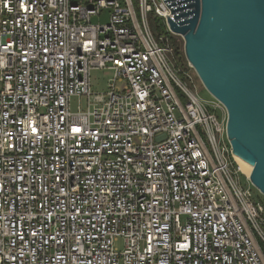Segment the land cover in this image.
I'll list each match as a JSON object with an SVG mask.
<instances>
[{"label":"built area","instance_id":"1","mask_svg":"<svg viewBox=\"0 0 264 264\" xmlns=\"http://www.w3.org/2000/svg\"><path fill=\"white\" fill-rule=\"evenodd\" d=\"M150 14L170 32L164 0H0V264H264L226 111Z\"/></svg>","mask_w":264,"mask_h":264},{"label":"water","instance_id":"2","mask_svg":"<svg viewBox=\"0 0 264 264\" xmlns=\"http://www.w3.org/2000/svg\"><path fill=\"white\" fill-rule=\"evenodd\" d=\"M184 55L223 105L231 153L250 167L264 196V0H164Z\"/></svg>","mask_w":264,"mask_h":264},{"label":"rangeland","instance_id":"3","mask_svg":"<svg viewBox=\"0 0 264 264\" xmlns=\"http://www.w3.org/2000/svg\"><path fill=\"white\" fill-rule=\"evenodd\" d=\"M106 14L102 15L99 19H92V23H105ZM149 25L151 31L155 37L165 36L168 38L169 47L171 48V55L168 57L175 72L178 74L180 80L187 85V87L196 93L198 99L204 103L210 113H214L218 118L224 116L223 111L214 110L212 102L215 99L206 91L197 77L195 71L188 64L184 55V42L181 37L175 36L170 32H167V28L164 23L157 19L153 14L149 15ZM91 85L94 94H103L107 91L108 82L113 78V72L108 70H93L91 71ZM79 100L77 98L72 99L71 109L77 110ZM85 100H81V107L83 108ZM235 165L238 163L235 161ZM239 178L243 186H248L251 190L255 202L263 209L264 213V196H262L251 184L247 181V176L239 170ZM118 249H122V242L116 244Z\"/></svg>","mask_w":264,"mask_h":264},{"label":"bare ground","instance_id":"4","mask_svg":"<svg viewBox=\"0 0 264 264\" xmlns=\"http://www.w3.org/2000/svg\"><path fill=\"white\" fill-rule=\"evenodd\" d=\"M235 161L238 163L239 170L243 174H245L247 177H249L251 170H252V167H250L249 165H247L246 163H244L243 161H241L237 157H235Z\"/></svg>","mask_w":264,"mask_h":264}]
</instances>
